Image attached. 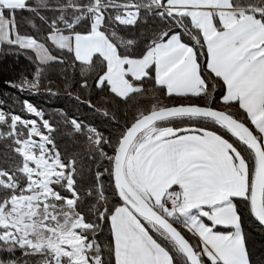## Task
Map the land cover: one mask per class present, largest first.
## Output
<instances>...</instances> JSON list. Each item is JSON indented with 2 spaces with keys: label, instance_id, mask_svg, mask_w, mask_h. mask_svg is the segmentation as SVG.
Wrapping results in <instances>:
<instances>
[{
  "label": "snow or ice",
  "instance_id": "obj_1",
  "mask_svg": "<svg viewBox=\"0 0 264 264\" xmlns=\"http://www.w3.org/2000/svg\"><path fill=\"white\" fill-rule=\"evenodd\" d=\"M0 58V264H264V0H0Z\"/></svg>",
  "mask_w": 264,
  "mask_h": 264
},
{
  "label": "trees",
  "instance_id": "obj_2",
  "mask_svg": "<svg viewBox=\"0 0 264 264\" xmlns=\"http://www.w3.org/2000/svg\"><path fill=\"white\" fill-rule=\"evenodd\" d=\"M21 67L22 65L14 63L12 58H8L6 61L0 58V82H2L5 78H7V76L12 74L11 70H18ZM41 102L43 103L44 101ZM51 105L54 107L66 106L68 108H71L72 102L70 98L62 96L59 100L51 101ZM245 227L246 231H249L257 241V246H259L260 243H264V232H262L258 226L253 225L250 221H246Z\"/></svg>",
  "mask_w": 264,
  "mask_h": 264
}]
</instances>
